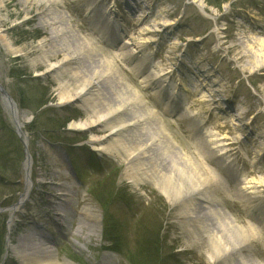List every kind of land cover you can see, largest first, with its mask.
I'll use <instances>...</instances> for the list:
<instances>
[{"label": "rangeland", "instance_id": "374dc122", "mask_svg": "<svg viewBox=\"0 0 264 264\" xmlns=\"http://www.w3.org/2000/svg\"><path fill=\"white\" fill-rule=\"evenodd\" d=\"M0 1V83L15 100L18 110L27 112L29 121L24 124L23 130L28 136L32 158L30 178L33 181L28 200L12 218L14 225L8 236L11 245L5 250V264H23L22 259L26 261L21 256L20 244L29 234H37L43 237L42 241L52 245L59 261L66 259L75 264H98L102 247L107 244L103 241L104 232L108 230L105 227L115 230L113 234H117L120 250L118 254L112 253L109 264H133V258L139 257L153 237L159 240L156 244L160 247V252L156 254L159 262L140 258L139 264H230L232 260L210 262L206 234L200 228L189 231L180 227V222L185 220L180 206H170L151 180L144 178L137 185L131 183L126 175L127 165L128 168L131 166L124 156L91 153L90 140L105 134L107 129L82 130L70 126L91 114L78 101L58 104L61 103V85L65 82L68 89L74 88L70 72L75 63L67 65V70L62 71L59 77L52 73L39 74L50 64L44 58L48 55L50 40L56 37L58 43L59 38L68 35L63 32L65 30L93 40L105 53L109 51L107 54L112 55L113 49L107 47L96 30H90L92 19L89 20L88 6L97 8L98 12L100 10L107 19L110 16L114 18L115 12H118V16L109 21L122 30L121 42L127 43L128 50H132L137 58L145 59L148 72L162 77L159 81L164 83V90L169 88V84L172 85L170 89L175 87L184 96L182 112L186 118L176 114L166 116L161 105L156 103L153 91L143 87L139 81L141 78L130 70V66L115 60L114 66L123 81L136 94L134 96L133 92L127 91L128 97L143 101L146 105L145 110L140 106L143 112L153 110L161 117L166 132L186 153H193L195 148L193 133L191 135L189 131L192 121L197 126L204 124L201 132L214 149H217V141L225 137L222 141L228 143L226 148L234 147L241 153L237 168H242L244 163L248 167H259L264 164V107L256 106L255 89L259 75L257 71L254 75L239 71L233 58L236 57V50L247 49L249 31H264V0H230L222 2L219 8L215 5L221 0H58L43 13L35 10V2L29 0ZM127 1L133 5V12L126 13ZM112 3L118 9L110 7ZM57 12L65 16L66 21H53L58 16ZM65 25L69 28L64 30ZM5 37L12 48L6 45ZM256 37L264 41V34ZM237 45L240 48H235ZM61 58L59 52L50 59L56 61ZM212 98H215L214 102H211ZM109 99L113 100V97L109 96ZM20 101L34 111L29 112L20 105ZM39 102L42 105L37 110ZM40 113H44L37 119L40 126H33V120ZM235 114L241 116L238 121ZM69 116L71 120L60 131L49 129L56 126L53 121ZM189 116L192 118L189 119ZM3 123L11 122L0 102V148L2 143L9 145L8 140L15 135L13 126L5 127ZM42 134L60 141H51L54 144L51 145ZM232 139L236 143L230 146ZM70 141L80 146L84 144L83 148L74 151L78 157L79 181L64 160L60 148ZM259 150L262 156L250 159L247 152L256 153ZM15 158L21 161L22 167L23 147H19L16 155L14 152L7 156L4 170L0 168V204L18 199L23 191V171L17 179L19 186L13 185L16 179L11 175V163ZM209 166L215 180L210 178L208 184L214 190H217L218 177L225 180L231 189L236 181L242 183L246 178H252L246 175L233 178L230 171H227L229 178L222 177L219 168L223 166V157L220 155L214 157ZM132 173L135 179L142 177L139 168ZM262 179L264 173L254 177L255 181ZM219 182L222 183V180ZM62 186H69L70 191L76 194L77 211L84 204H90L96 210L99 219L95 233L89 234L82 227L80 233L75 234L74 230L79 225L75 214L65 227L59 225L60 217L56 212L61 201L57 193ZM19 189L20 192H17ZM226 191H217L218 198H223V210L239 225L246 226L249 221L247 205L259 200L263 204L264 192L255 190L252 196L256 198L246 202L238 197L235 190ZM210 221L214 222L213 219ZM263 241L264 238L260 239L259 246L255 248L251 241L249 251L245 248L238 250L264 264Z\"/></svg>", "mask_w": 264, "mask_h": 264}, {"label": "bare ground", "instance_id": "6f19581e", "mask_svg": "<svg viewBox=\"0 0 264 264\" xmlns=\"http://www.w3.org/2000/svg\"><path fill=\"white\" fill-rule=\"evenodd\" d=\"M29 1L35 2L34 9L39 13L50 10V7L58 2V0ZM129 4L131 3L129 2ZM1 5L2 1H0ZM129 8H133V5H129ZM57 14V18L52 19L53 21L56 19L66 21L65 16L58 12ZM88 15L92 18L93 24L91 25L98 30L99 36L108 41L109 47L113 49L112 55L107 54L109 51L105 53L101 46L94 44L93 40L65 30L67 27L69 28L65 25L63 32H67L68 35L59 38L58 43L56 37L50 40L48 55L44 56L45 61L50 64L43 73L39 74L52 73L59 77L62 71L67 70V65L75 63L74 69L70 72L74 88L68 89V85H65L64 82L61 85L63 89L59 93V102L61 101V103L58 104L78 101L90 110L91 114L84 120L71 123L70 126L82 130L107 129L105 134L90 140L93 150L116 157L124 156L129 162V167L131 166L128 168L127 165L126 175L132 184L137 185L144 178L151 180L170 206H180L181 215L185 218L180 222V227L189 231H195L197 228L203 230L208 238L207 256L210 262L222 259L223 262L232 260L230 264H263L251 259L249 255L244 256L238 249L246 248L248 250L251 241L255 248L259 246V240L264 238V205L260 204L261 201L247 205L249 221L246 226H241L232 216L225 213L221 207L223 198H218L217 191L224 190L227 193L226 190H235L240 199L252 202L256 198L252 196L256 192L255 190L264 192V180H254L257 174L264 173V164L259 167H248L244 163L241 169L237 168L234 172L236 175H246L252 178H246V181L244 180L240 184L235 179L233 189L227 185V182L226 184L224 181H222L223 184L219 182L220 177L217 178V190L211 188L208 184L210 183L209 179L215 180V174L209 166V162L219 155H228V158L231 157V161L240 163L241 153L237 152L234 147L227 149L228 143L222 141L225 137H222L219 142L217 141L215 150L201 132L204 124L198 127V124H194L192 121L190 122L192 127L190 131L194 136L192 142L195 147L194 152L188 154L180 148L166 132L161 117H158L153 110L146 109L143 112L140 106H143L145 110V103L138 102L134 98L130 99L128 93H125L131 91L134 96L136 95L123 81L114 66L115 60H121L125 65L130 66V70L141 78L139 81L143 87H150L157 100L161 101L164 90L160 88L159 75L148 72L149 67L144 65L145 59L137 58L132 50H128L126 44L117 43L118 31L105 22L97 8H90ZM66 19L68 20L67 17ZM248 33L250 38H247L249 41L247 49L245 51L236 50V57L234 56L233 61L241 72H248L251 75L258 72L259 77L255 82L256 106L264 107V41L256 37L263 35L264 31L260 29ZM5 43L9 48H12L6 37ZM239 46L237 45L235 48H240ZM59 52H61L62 58L51 61ZM214 95L218 96L217 93ZM109 96L113 97V100L109 99ZM214 100L215 98H212L211 102ZM159 103L161 104V102ZM162 105L169 116L173 115V112L181 114L180 108L171 102L162 100ZM231 112L234 111L231 109ZM234 117L236 121L241 118L236 114ZM17 120L22 125L24 124V118L19 114V111ZM235 143L236 140L232 139L229 145L233 146ZM257 148L259 149V146ZM247 154L250 159L256 160L262 156V151L259 150L256 153L248 151ZM138 168L144 177L135 179L132 171L138 170ZM219 171L223 172L224 168H219ZM30 187L31 184L28 182L27 191ZM69 190V186H62L59 192L64 204L58 209L66 217H63L64 220H68L71 214L72 217L75 214L79 219V225L74 230L75 234L80 233L82 227H85L89 234L95 233L99 219L96 210L90 204H84L77 211L76 195ZM85 199L83 198V200ZM60 212L57 214L62 216ZM210 219H213L214 222ZM36 235H27L20 244L23 254L21 256H24L26 260L24 262L22 259L23 264H75L66 259L57 260L53 246L40 240ZM28 251H30L29 254H27ZM110 256V253L105 252L100 264H107Z\"/></svg>", "mask_w": 264, "mask_h": 264}, {"label": "trees", "instance_id": "16d2710c", "mask_svg": "<svg viewBox=\"0 0 264 264\" xmlns=\"http://www.w3.org/2000/svg\"><path fill=\"white\" fill-rule=\"evenodd\" d=\"M221 2L222 1H219L215 6L219 7ZM21 103H22V105L26 106L27 108H30V106H28L24 101H21ZM40 105H42V102H39L38 105L36 106L37 110L40 107ZM30 110H32V108H30ZM43 114L40 113V114L36 115V120L34 122L35 124L33 126H35V125L40 126V124H38L37 119H39ZM69 119H70L69 117H64V118H61L59 120L53 121L56 124L57 127L55 126V127L49 128V129L51 131H60L65 126L66 122ZM50 137H52V136H50ZM1 151H3V152H2V154H0V168L2 170H4V168H2V164H4L3 157H4V155H6V153H5L6 152V148H4V149L0 148V152ZM16 163H18V161H16ZM15 169H16V166L14 165L13 166V170L15 171ZM4 232H5L4 221H0V254L3 251ZM109 237L107 238V240L110 243V247L115 248L116 247L115 246L116 245L115 237H113V236H109ZM157 243H159V240L157 238L153 237L152 240L148 244L149 246H147L145 249L142 250V252H140V255H138L139 257L133 258L134 262L132 261V263L133 264H139L138 260L140 258L144 259V261L152 260V262H155V261L159 262V257H157L156 254H158L160 252V247H156Z\"/></svg>", "mask_w": 264, "mask_h": 264}, {"label": "water", "instance_id": "95a60500", "mask_svg": "<svg viewBox=\"0 0 264 264\" xmlns=\"http://www.w3.org/2000/svg\"><path fill=\"white\" fill-rule=\"evenodd\" d=\"M0 92L6 97V100H7V101H5V102H6L7 106H8V108H9V110L12 111V113H14L13 103H12L11 99H10L9 96H8L5 92H3L1 89H0Z\"/></svg>", "mask_w": 264, "mask_h": 264}]
</instances>
